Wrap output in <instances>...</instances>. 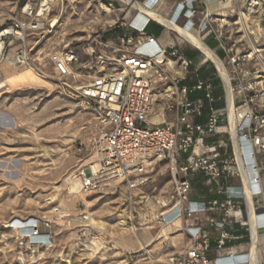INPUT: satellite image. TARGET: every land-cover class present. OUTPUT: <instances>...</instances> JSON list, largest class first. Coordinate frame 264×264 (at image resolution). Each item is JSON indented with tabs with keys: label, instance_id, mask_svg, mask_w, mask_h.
Masks as SVG:
<instances>
[{
	"label": "built area",
	"instance_id": "built-area-1",
	"mask_svg": "<svg viewBox=\"0 0 264 264\" xmlns=\"http://www.w3.org/2000/svg\"><path fill=\"white\" fill-rule=\"evenodd\" d=\"M62 1H23L0 27V66L31 67L92 111V157L69 179L85 195L132 194L166 168L172 193L158 224L180 238L172 264H264V0H111L121 18L109 29L121 36L107 41L108 29L91 30L56 44ZM189 50L201 57L194 70ZM203 68L220 81L218 97L213 80L198 77ZM195 93L202 96L192 100ZM22 224L31 247L53 246L50 220Z\"/></svg>",
	"mask_w": 264,
	"mask_h": 264
},
{
	"label": "rangeland",
	"instance_id": "rangeland-1",
	"mask_svg": "<svg viewBox=\"0 0 264 264\" xmlns=\"http://www.w3.org/2000/svg\"><path fill=\"white\" fill-rule=\"evenodd\" d=\"M23 1L0 0V27ZM102 2L112 4L114 11L103 10ZM65 7L56 44L84 40L91 30L99 34L108 29L103 35L107 41L118 37L106 38L118 29H109L121 18L118 2L67 0ZM160 31L155 25L149 28L157 37ZM208 44L216 47L212 40ZM184 56L194 61L192 70L200 64L198 52L185 51ZM198 77L217 82L208 71ZM2 82L12 88L0 92V264H172L171 256L181 249L180 238L175 228L167 239L161 238L164 226L158 224L159 214L169 209L163 207H168L172 193L170 172L163 168L162 175L154 174L147 186L132 194L119 188L87 195L86 204L82 197L70 195L66 181L92 157L99 134L92 111L62 96L54 81L39 79L31 71H15L5 64L0 67ZM60 213L70 216L63 229L57 224ZM85 213L93 217L95 227H82L80 216ZM32 218L51 221L50 250L31 247L19 232L6 228L14 220ZM127 240L134 247L123 246Z\"/></svg>",
	"mask_w": 264,
	"mask_h": 264
},
{
	"label": "bare ground",
	"instance_id": "bare-ground-1",
	"mask_svg": "<svg viewBox=\"0 0 264 264\" xmlns=\"http://www.w3.org/2000/svg\"><path fill=\"white\" fill-rule=\"evenodd\" d=\"M78 0H71V2L72 3H76ZM59 7H61L62 8V10L64 11L65 10V0H63L62 1V3H60L59 4ZM102 9L103 10H106V11H113V9H112V7L111 6H107V5H102ZM154 17L155 18H157V19H159V17L158 16H156V15H154ZM111 23H114L113 21H111V22H109L108 24L109 25H112ZM65 35V34H64ZM63 36V35H62ZM191 40H192V42H194L195 44H197V45H201V41L199 40V39H196V38H191ZM63 42V41H62ZM209 56H211L210 54H209ZM5 64H7V63H5ZM5 64H2L0 67H2L3 65H5ZM9 65V64H8ZM11 67V66H10ZM13 68V67H12ZM15 71H31L37 78H39V79H45L46 80V78H44L43 76H41L40 74H38L33 68H31V67H22V68H20V67H15V68H13ZM11 88L12 87H10V85L8 84V83H6V82H2L1 83V85H0V92L2 93V94H6L8 91H10L11 90ZM160 116H161V112L159 113H157L154 117H153V120H154V122H158L159 121V118H160ZM69 185H70V189H69V192H70V195H73V196H75V197H82L83 198V200L86 202V204H90L89 203V201L85 198V197H87V195H85V194H83V193H81L80 192V189H79V185L77 184V183H75V182H73V181H71V179H67V181H66ZM73 196H71V197H73ZM164 207H166V206H164ZM169 211V209L167 210V211H164V213H166V212H168ZM70 216L69 215H65L64 213H60V214H58V220H57V224L59 225V227H60V229H63V228H65L66 227V225L68 224V222H69V218ZM81 221H79L80 223H81V225H82V227H84V228H87V227H95L96 225H97V223H95V221H94V219H93V217L91 216V215H89L88 217H87V221H84V220H82V219H80ZM15 222L13 223V225L12 226H10V225H7L6 226V228H8V229H12V230H14L16 233L19 231L18 230V227H22L23 226V231H24V233L25 234H31L30 232V229H28V228H26L25 227V225H23L22 224V220H14ZM180 223V221H176V224L177 223ZM179 223L177 224V225H179ZM99 224V223H98ZM175 227H173V228H171V227H169V226H164L163 227V229H162V232H161V238H168V236L170 235V233L172 232V229H174ZM20 235V234H19ZM39 236H36L35 238H38ZM28 239V241H29V245H30V238H27ZM136 241H137V243L139 242V239L137 238L136 239ZM135 242V241H134ZM120 243V242H119ZM140 243V242H139ZM131 244V246H133V241L131 242V241H123L122 242V245L123 246H126V247H129V245ZM42 247H45V246H43V245H37V246H35V248L37 249H40V248H42ZM134 247V246H133ZM132 249V248H131ZM142 249V248H141ZM47 250H50L49 248H47ZM41 255V254H40ZM43 256V254L41 255V257ZM124 263V262H123Z\"/></svg>",
	"mask_w": 264,
	"mask_h": 264
},
{
	"label": "trees",
	"instance_id": "trees-1",
	"mask_svg": "<svg viewBox=\"0 0 264 264\" xmlns=\"http://www.w3.org/2000/svg\"><path fill=\"white\" fill-rule=\"evenodd\" d=\"M155 26H157V25H155ZM157 27H159V26H157ZM160 28V33L158 34L159 36H160V34H161V32H162V28L161 27H159ZM150 33V32H149ZM123 34V30H121V29H117V30H115V31H113V32H111V33H109L108 35H107V37L106 38H109V37H111V36H121ZM152 34V33H151ZM154 35V34H153ZM155 36V35H154ZM205 73L206 72V70L203 68L202 70H201V73ZM200 73V74H201ZM201 78H205V77H201ZM217 82L214 84V86L217 88L216 89V91H215V96H219L220 94H221V91L219 90V85H220V81L217 79L216 80ZM191 99L193 100V99H195L194 98V96L193 95H191ZM223 106V103L222 102H220V103H217L216 105H215V107L216 108H221ZM203 122V120H197V123H202Z\"/></svg>",
	"mask_w": 264,
	"mask_h": 264
},
{
	"label": "crops",
	"instance_id": "crops-1",
	"mask_svg": "<svg viewBox=\"0 0 264 264\" xmlns=\"http://www.w3.org/2000/svg\"><path fill=\"white\" fill-rule=\"evenodd\" d=\"M192 95L194 96L195 99L200 98V97L202 96V94H198V93H195V94H192ZM195 99H193V100H195ZM151 121H154V120L152 119ZM162 121H163V118H162V114H161V116H160V118H159V121L156 122L155 124H157V123H161ZM178 223H179V222H178ZM178 223H177V224H178ZM179 224H180V223H179ZM169 227L173 228L174 226H169Z\"/></svg>",
	"mask_w": 264,
	"mask_h": 264
}]
</instances>
